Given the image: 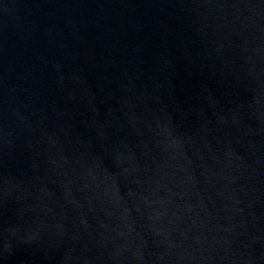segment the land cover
Instances as JSON below:
<instances>
[{
    "label": "water",
    "instance_id": "water-1",
    "mask_svg": "<svg viewBox=\"0 0 264 264\" xmlns=\"http://www.w3.org/2000/svg\"><path fill=\"white\" fill-rule=\"evenodd\" d=\"M0 264H264V0H0Z\"/></svg>",
    "mask_w": 264,
    "mask_h": 264
}]
</instances>
